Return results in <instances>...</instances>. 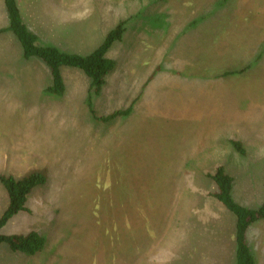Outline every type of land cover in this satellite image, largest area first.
Instances as JSON below:
<instances>
[{"label": "rangeland", "instance_id": "rangeland-1", "mask_svg": "<svg viewBox=\"0 0 264 264\" xmlns=\"http://www.w3.org/2000/svg\"><path fill=\"white\" fill-rule=\"evenodd\" d=\"M215 1L17 0L40 41L67 52L130 20L92 106L80 69L61 66L63 93L46 92V64L0 33V177L45 175L0 229L35 230L43 248L2 243L0 264H233L234 223L207 173L223 165L236 200H264V0ZM138 95L128 114L95 117ZM7 205L0 180V215ZM248 242L264 264V219Z\"/></svg>", "mask_w": 264, "mask_h": 264}, {"label": "trees", "instance_id": "trees-1", "mask_svg": "<svg viewBox=\"0 0 264 264\" xmlns=\"http://www.w3.org/2000/svg\"><path fill=\"white\" fill-rule=\"evenodd\" d=\"M7 14V26L0 27V33L11 31L17 38L22 48V55L25 59L37 57L42 60L49 69L51 84L45 87V91L55 95H61L64 91V82L61 74V66H68L80 69L88 78L89 86L87 91V104L92 106L91 94H98L105 83L106 76L114 67V59L107 55L112 45L122 38L130 18L120 19L114 27L109 29L102 41L93 47L87 54L67 52L51 43L40 41L39 35L28 27L23 19L17 0H2ZM217 3H224L225 0H217ZM170 20L172 17L170 16ZM123 109H117L106 116H95L107 121L121 114H128L135 101ZM93 113V112H92ZM229 143L239 154L244 155L245 150L240 142L230 139ZM215 188L208 191V196L219 202L228 213L226 217L232 220L233 243L231 252L233 264H257L251 251L248 235L251 227L257 221L264 219V200L258 207H247L233 197L234 177L228 173L223 165L215 167L214 171L207 173ZM0 180L5 188L8 198V205L0 215V229L14 214L19 211H27L25 205L27 196L38 184L44 182L45 175L41 171L32 170L21 177L1 176ZM203 220V219H202ZM196 221L198 225L202 223ZM6 244L12 251H19L26 254H34L40 251L45 243V238L39 232L30 230L27 233L2 234L0 232V244Z\"/></svg>", "mask_w": 264, "mask_h": 264}]
</instances>
